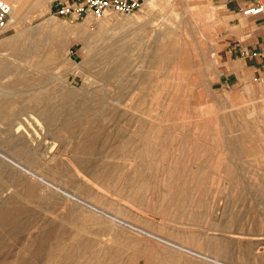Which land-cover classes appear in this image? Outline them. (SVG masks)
Here are the masks:
<instances>
[{
  "label": "rangeland",
  "instance_id": "obj_1",
  "mask_svg": "<svg viewBox=\"0 0 264 264\" xmlns=\"http://www.w3.org/2000/svg\"><path fill=\"white\" fill-rule=\"evenodd\" d=\"M156 1L154 10L146 4L130 15L87 18L91 31L102 29L103 36L87 50L81 42L67 45L53 63L47 61L52 49L26 46L29 31L38 30L45 19L64 27L87 19L57 17L51 0L42 17H28L27 10L19 13L17 25L20 21L27 28L26 36H17V25L0 33V190L7 192L0 201L6 199L4 208L15 215L0 225V264H55L59 258L56 264H264V73L239 55L236 46L248 41L242 27L252 23L240 15L238 24L222 0ZM145 24L150 31L163 33L166 27L172 33L161 40L160 102L155 97L157 82L143 83L137 74L153 72V64L147 58L142 61L141 55L155 52L157 46L146 36V44H137L135 38L143 32L122 39ZM13 38L18 43L7 45ZM186 53L187 61L182 60ZM116 56L130 58L138 69L133 72L138 89L149 87L142 108L159 116L155 125L148 114L142 129L130 121L126 103H138V94L122 93L126 97L121 104L117 86L94 82L98 70L112 67ZM75 62L81 67L74 68ZM129 75L123 80L133 78ZM66 91L76 98L69 100ZM78 100L95 103L94 136L100 139L84 137V128L77 125L63 129L60 121L57 127L47 123V106L78 109ZM4 155L132 226L68 200ZM29 221L32 228L13 230L14 224L25 227Z\"/></svg>",
  "mask_w": 264,
  "mask_h": 264
},
{
  "label": "bare ground",
  "instance_id": "obj_2",
  "mask_svg": "<svg viewBox=\"0 0 264 264\" xmlns=\"http://www.w3.org/2000/svg\"><path fill=\"white\" fill-rule=\"evenodd\" d=\"M11 4H12V14H13V16H14V18H15V20H16V24L15 25H17V19H18V15H19V13H21V12H24V11H28V13H29V16L28 17H34V18H36V17H40L41 15H43L44 13H46V12H48L49 11V9H48V7H47V5H48V3L51 1V0H8ZM148 5H149V9L150 10H154L155 8H157V6H158V3H157V1L156 0H153V1H150V2H148L147 3ZM192 10V9H191ZM27 13V12H26ZM25 14V13H24ZM177 14V13H176ZM178 15V14H177ZM179 16V15H178ZM42 17V16H41ZM91 18V17H90ZM92 20V19H91ZM19 21V20H18ZM166 21V20H165ZM164 21V22H165ZM186 21V20H185ZM89 22H90V19H87L86 20V22H84V24H80V25H78V26H73V27H64L63 25H61V24H59L58 22H56L55 20H50V19H45V20H43L40 24H39V29L38 30H35V31H29V33L27 34V36H26V32H27V28H24V26H22L21 24V22L19 21L18 22V25H17V28H18V30H17V36L18 37H20V36H26V46L27 47H29L30 49H32V50H36V49H42V51H43V49H48V48H50V49H52L53 51L52 52H50L49 54H48V56H47V61H48V63H53L54 61H57L58 60V58H59V55L63 52V50L65 49V47L67 46V45H72V44H74V43H76V42H81L82 44H83V49H89L90 47H91V45H93L92 44V42L94 41V40H97V39H99V38H101L102 36H103V31H102V29H99L98 31H96V32H93V31H91V29H90V27H89ZM167 22H168V20H167ZM166 23V22H165ZM91 24V23H90ZM164 24V23H163ZM167 24H169V23H167ZM170 25V24H169ZM162 29H164L162 32L163 33H156L155 32V30H149L148 29V27H146V24L145 25H142V26H140V27H137V28H133V30H132V32H130V33H127V34H124L123 35V37H122V39H124V40H126L127 41V39H129V37L128 36H130L131 34H133V33H141V32H143V36H138L137 38H135V41L137 42V44H139V45H143V43H145L144 42V38H145V36H146V38H148V41H151L153 44L152 45H154V47L155 46H157L156 48H155V52H153V53H146V54H144V55H141V59H142V61L145 59V58H147L152 64H153V67H154V70H153V72L152 73H147V72H145V71H139L137 74H140V76H141V79L143 80V83H145L146 82V80L147 79H152L151 81H156L157 82V84L156 85H154V87H155V90H156V92H157V95H156V93H155V97H156V99H157V101L155 100V99H153L154 101H156V102H158L159 101V98H160V93H159V90H160V87H159V84H161V82L159 83V79H161V78H159L158 79V72H159V66H158V62H159V60L163 57L162 56V54H161V49H162V46H163V41L161 42V40L162 39H166V37H167V39H169V37L170 36H167V35H171L172 33H171V31L170 30H166V27H164V28H162ZM161 32V31H160ZM167 34V35H166ZM137 36V35H136ZM135 36V37H136ZM165 37V38H164ZM134 38V37H133ZM153 38V39H152ZM188 38V37H187ZM186 38V39H187ZM121 39V40H122ZM120 40V41H121ZM189 40V39H188ZM199 40V39H198ZM146 41V40H145ZM195 41V40H194ZM16 39H11V40H9L8 42H7V45H15L16 44ZM133 42V41H132ZM199 42V44H200V41H198ZM197 42V43H198ZM5 43H6V41H5ZM18 43V42H17ZM20 43H22L23 44V42H20ZM147 43V42H146ZM145 43V44H146ZM195 43V42H194ZM144 44V46L143 47H145L146 45ZM196 44V43H195ZM196 46V45H195ZM199 46H201V44L199 45ZM110 47V46H109ZM194 47V46H193ZM139 48H140V46H139ZM177 48V47H176ZM200 49H202L203 50V47L201 46V47H199ZM104 49H106V48H104ZM103 49V50H104ZM147 49V48H146ZM182 49H183V47H182ZM141 50V49H140ZM153 50V49H152ZM152 50L150 51V52H152ZM37 51V50H36ZM105 51V50H104ZM142 51H144V50H142ZM101 52H103V51H101ZM183 52V51H182ZM34 53V52H33ZM44 53H45V51H44ZM112 53V52H111ZM40 54V53H39ZM115 54V53H114ZM136 54H137V52H136ZM187 55L186 56H184V54H182L184 57L182 58V60H185V61H187V59H188V55H189V53H186ZM96 55V54H95ZM193 55V54H192ZM205 54L203 53V56H204ZM42 56V55H41ZM95 57V56H94ZM94 57L92 56V58L94 59ZM111 57V56H110ZM182 57V56H181ZM98 59V58H97ZM115 59V58H114ZM133 59V58H132ZM137 60V59H136ZM178 60V59H177ZM205 60H206V58H205ZM88 61V60H87ZM99 61V60H98ZM164 61V60H163ZM202 61V60H201ZM108 62H110V58L108 59ZM133 62H135V61H133ZM106 63H107V60H106ZM182 63V62H181ZM205 63V62H204ZM72 64V63H71ZM163 64H164V62H163ZM183 64V63H182ZM37 65H40V64H37ZM82 65V64H81ZM136 65H138V64H136ZM168 65V64H167ZM187 65V64H186ZM73 66H74V68H78L79 67V65H78V63H76L75 62V64H73ZM164 66V65H163ZM169 66V65H168ZM183 66L184 67H186L184 64H183ZM81 67V66H80ZM79 67V68H80ZM173 67V66H172ZM194 67H196L195 65H194ZM169 68V67H168ZM171 68V67H170ZM187 68H188V66H187ZM186 68V69H187ZM6 69V68H5ZM135 67L133 68V66H132V61H131V59L130 58H128V57H122V56H116V59H115V61H114V64H113V66L112 67H110V68H108V69H101V70H98V76L96 77V79H95V83L96 84H98L99 85V82H102V84L103 85H115V86H117V88L119 89V92H118V94L119 93H123V94H125V92H130V94H135L134 95V97L135 96H137L136 94H138L139 95V99H138V103H134V102H132L131 100H129L127 103H126V105L128 106V110H129V112H130V114H131V116H130V118H131V120L130 121H134V122H136L139 126H140V128L142 129V125H143V123H144V119H145V117L147 116V112H145V108L143 107L142 108V105H143V103L145 102V100H146V94H144V91L145 90H148L149 89V87L147 86H144L143 87V89H140V87H139V89H138V87L136 86V82H135V78H134V76H136L134 73H135V70L136 71H138V69H135ZM173 69V68H172ZM185 69V70H186ZM189 69V68H188ZM187 69V70H188ZM194 69H196V68H194ZM11 70V69H10ZM76 71V70H75ZM192 71V70H191ZM196 71H197V69H196ZM4 72V71H3ZM134 72V73H133ZM162 72V71H161ZM173 72V71H172ZM189 72H190V70H189ZM195 72V71H194ZM201 72V71H200ZM5 73H7V72H5ZM125 73H129L130 75L129 76H131L132 75V77L133 78H130V79H127V80H123V75L125 74ZM170 72H168V74H169ZM186 73H188V72H186ZM199 73V72H198ZM161 74H163V73H161ZM171 74V73H170ZM193 74V73H192ZM172 75V74H171ZM170 75V76H171ZM191 75V74H190ZM164 76H166V73H165V75ZM185 76H187V74L185 75ZM160 77V76H159ZM182 78H183V75H182ZM186 78V77H185ZM59 79V78H58ZM164 79V78H163ZM122 80H123V82H122ZM167 80H169V79H167ZM170 80H171V78H170ZM174 81V80H173ZM53 82V81H52ZM174 83V82H173ZM173 83H171V84H173ZM91 86H92V82H90L89 83ZM53 85V84H52ZM175 85V84H174ZM33 86V85H32ZM94 86V85H93ZM163 86H164V84H163ZM169 86H170V84H169ZM172 87H173V85H172ZM89 88V87H88ZM21 89V88H20ZM162 89V88H161ZM164 90H165V88H163ZM173 89V88H172ZM36 90V89H35ZM138 90H140V92L138 91ZM24 91V90H23ZM32 91V90H31ZM33 92V91H32ZM49 92V91H48ZM53 92V91H52ZM66 92H69V91H66ZM112 92V91H111ZM145 92H147V91H145ZM177 92V91H176ZM50 93V92H49ZM54 93V92H53ZM58 93H60V92H58ZM57 93V94H58ZM64 93V92H63ZM117 93V92H116ZM172 93V92H171ZM24 94V93H23ZM34 94H37V91H34ZM67 94V93H66ZM77 94V93H76ZM122 94V95H123ZM128 94V93H127ZM169 94H170V92H169ZM80 95V94H79ZM17 96V95H16ZM53 96H55V95H53ZM57 96V95H56ZM59 96V95H58ZM64 96V95H63ZM67 96H69L70 97V99L69 100H71V98L73 99H75L76 97H75V93L74 92H69L68 94H67ZM126 97V95H123L122 97H121V95L120 96H118V98H117V101H119V103H121L122 102V100L121 99H123V97ZM170 96V95H169ZM172 96V95H171ZM89 97V96H88ZM154 97V98H155ZM66 98V97H65ZM68 98V97H67ZM131 98V97H130ZM48 99V98H47ZM51 99V98H50ZM125 99V98H124ZM162 99V98H161ZM166 99V98H165ZM172 99V98H171ZM49 100V99H48ZM57 100V99H56ZM127 100V99H126ZM163 100V99H162ZM167 100H168V98H167ZM52 100H50V102H51ZM79 101V100H78ZM97 101V100H96ZM99 101V100H98ZM116 101V100H115ZM161 101V100H160ZM159 101V102H160ZM165 101V100H164ZM48 102V101H47ZM49 102V103H50ZM76 102V101H75ZM74 102V103H75ZM80 102V101H79ZM105 102V101H104ZM124 102V101H123ZM122 102V103H123ZM53 103V102H52ZM69 103L71 104V102L69 101ZM74 103H72V104H74ZM109 103V102H108ZM121 103V104H122ZM165 103V102H164ZM167 103H168V101H167ZM56 104V103H55ZM65 104V103H64ZM64 104H61L62 105V107H65L64 106ZM70 104H67V105H70ZM94 102L93 101H90V100H84L83 102H80V104H79V106L77 107L78 109H72V108H70L69 106L68 107H66L65 109H62V110H58V109H56V108H54V107H51L52 105H49V106H47L46 104H44V105H46L47 107H48V109L47 108H45L44 110V115L46 116V120H47V123L49 124V125H55V123L57 124H59V121H60V124H61V126H62V128L63 129H70L73 125H77L76 127H79V128H84L83 130L86 132V133H84V137H89V139H90V137L91 138H93V137H98L97 135L96 136H94L95 135V133L94 132H96L95 131V125H96V123H97V121H98V115H97V112H96V110H95V106H94ZM175 104H176V102H175ZM43 105V106H44ZM53 105H54V103H53ZM60 105V104H59ZM58 105V106H59ZM77 105H78V103H77ZM147 105V104H146ZM161 105H162V102H161ZM169 105H171V104H169ZM45 106V107H46ZM145 106V105H144ZM160 106V105H159ZM116 107V106H115ZM123 107V106H122ZM166 107V106H165ZM164 107V108H165ZM172 107H173V104H172ZM59 108V107H58ZM120 108H121V106H120ZM177 108V107H176ZM163 109V108H162ZM168 109H169V107H168ZM171 109V108H170ZM41 110H42V108H41ZM127 110V109H126ZM40 111V110H39ZM106 111V110H105ZM124 111H125V109H124ZM152 111V110H151ZM169 111V110H168ZM107 112H108V110H107ZM123 112V111H122ZM164 112V111H163ZM170 112V111H169ZM8 113H10V112H8ZM103 113V112H102ZM172 113V112H171ZM12 114V113H11ZM129 115V114H128ZM107 116V115H106ZM118 116V115H117ZM148 116H152L151 117V120L153 121V124L155 125V122H157V118L159 117V116H153V115H151V114H148ZM161 116V115H160ZM112 117H113V114H112ZM125 117V116H124ZM162 117H164V116H162ZM34 118V117H33ZM170 118V117H169ZM4 119V118H3ZM35 119H37L36 117H35ZM115 119V118H114ZM121 119V118H120ZM127 119V118H126ZM44 121H45V118L43 119ZM112 120V119H111ZM117 120H119V119H117ZM39 121V120H38ZM110 121V120H109ZM120 121V120H119ZM119 121H116V122H119ZM152 121H151V124H152ZM102 122V121H101ZM159 122V121H158ZM98 124V123H97ZM127 124V123H126ZM163 124V123H162ZM107 125V124H106ZM105 125V126H106ZM116 125H118L117 123H116ZM128 125V124H127ZM133 125V124H132ZM108 126V125H107ZM111 126V125H110ZM122 126V125H121ZM54 127H57L56 125L54 126ZM97 127V126H96ZM109 127V126H108ZM113 127V126H112ZM115 127V126H114ZM157 127V126H156ZM26 128V127H25ZM86 128H88L87 130H86ZM101 128V127H100ZM119 128V127H118ZM122 128V127H121ZM124 128V127H123ZM106 129V128H105ZM108 129V128H107ZM117 129V128H116ZM115 129V130H116ZM130 129V128H129ZM131 129H132V127H131ZM137 129V128H136ZM159 129V128H158ZM51 130H52V128H51ZM82 130V131H83ZM119 130V129H118ZM28 131H29V129H28ZM48 131V134L49 133H51V131L49 132V130H47ZM83 131V132H84ZM103 131V130H102ZM122 131V130H121ZM144 131V130H143ZM18 132V131H17ZM104 132H105V130H104ZM114 132H116V131H114ZM125 132V131H124ZM123 132V133H124ZM134 132V131H133ZM28 133V132H27ZM55 133V132H54ZM58 133V132H57ZM82 133V132H81ZM107 133V132H106ZM141 133V132H140ZM74 134V133H73ZM142 134V133H141ZM146 134V133H145ZM162 134H163V132H162ZM55 135V134H54ZM102 135V134H101ZM113 135V134H112ZM115 135H116V133H115ZM119 135H120V133H119ZM122 135V134H121ZM156 135V134H155ZM105 136V135H104ZM106 136H109V135H106ZM123 136V135H122ZM159 136V135H158ZM37 137V136H36ZM112 137V136H111ZM120 137V136H119ZM126 137H127V135H126ZM160 137V136H159ZM99 138V137H98ZM161 139H162V137H160ZM168 138V137H167ZM197 138V137H196ZM195 138V139H196ZM28 139V138H27ZM97 139V138H96ZM100 139V138H99ZM130 139V138H129ZM148 139V138H147ZM154 139V138H153ZM30 140V139H29ZM32 140L33 141H36L34 138H32ZM101 140H104V139H101ZM122 140H124V139H122ZM140 140V139H139ZM152 140V139H151ZM160 140V139H159ZM169 140V139H168ZM47 141H49V140H47ZM112 141H114V140H112ZM116 141V140H115ZM130 141V140H129ZM161 142V141H160ZM154 143V142H153ZM156 143V142H155ZM180 143V142H179ZM156 144H158V142L156 143ZM160 144V143H159ZM146 145V144H145ZM162 145V144H161ZM172 145V144H171ZM152 146H153V144H152ZM164 146V145H163ZM26 152V151H25ZM27 153V152H26ZM144 153V152H143ZM143 153H142V155H143ZM147 154V152L146 153H144V155L143 156H145ZM46 155V154H45ZM150 156V155H149ZM4 157L5 158H7L16 168H19V169H21L26 175H28V176H31V177H33L34 179H36L38 182H40V183H43V184H45L48 188H50V189H53L54 191H56V192H58V193H61L62 195H64L66 198H68V200H71V201H73V202H75V203H77V204H81V205H83V206H85V207H87V209L89 208V210H91L92 212H94V213H97V214H99V215H102V216H105V217H107L108 219H111L112 221H115V222H117L118 224H121V225H127V226H132V225H129L128 223H126L125 222V220H123V219H121L120 217H118L117 215H113V214H111V213H109L108 211H106V210H103L102 208H100L99 206H97V205H95V204H92V203H90V202H88V201H86V200H84V199H82V198H80V197H78V195H75V194H73V193H71V192H69V191H67V190H65L64 188H62V187H60L58 184H55L54 182H52V181H50V180H48L47 178H45L43 175H40L39 173H37V172H34L33 170H31V169H29V168H27V167H25V166H23L22 164H21V162H18V161H16L15 159H12V158H10V157H7V156H5L4 155ZM146 157V156H145ZM32 164V163H31ZM177 166V165H176ZM171 167V166H170ZM151 169H152V166H151ZM179 170V169H178ZM172 172V171H171ZM186 172V171H185ZM198 173H200V172H198ZM190 174V173H189ZM177 175H178V173H177ZM185 176V175H184ZM191 176V175H190ZM185 178V177H184ZM189 178V177H188ZM35 180V181H36ZM178 180H179V178H178ZM186 180V179H185ZM36 181V182H37ZM184 180H182V182H183ZM190 183V182H189ZM179 184H181V183H179ZM182 184H184V183H182ZM2 185H3V183H2ZM8 185V184H7ZM11 185V184H10ZM9 185V186H10ZM194 185V184H193ZM4 186H6V184L4 185ZM3 186V187H4ZM179 186V185H178ZM182 186V185H181ZM188 186H189V184H188ZM2 187V188H3ZM8 187V186H7ZM187 187V186H186ZM192 187V186H191ZM195 187V186H194ZM193 187V188H194ZM6 188V187H5ZM10 188V187H9ZM184 189V188H183ZM192 190V189H191ZM7 191H8V188H7ZM33 191H35V190H33ZM0 197L2 196V195H4V193H7L6 192V190L5 191H3V189H1L0 190ZM28 193V192H27ZM200 194V193H199ZM198 194V195H199ZM13 195V194H12ZM201 196V195H200ZM193 197V196H192ZM30 198V197H29ZM198 198V197H197ZM192 200V199H191ZM194 200V199H193ZM7 200L6 199H3V200H1L0 201V225L1 226H5L6 224L3 222L4 220H6L9 216H15V215H11L10 213H8V211L4 208L5 206H8V204H7ZM195 202V201H194ZM9 203H10V201H9ZM11 204V203H10ZM64 207H65V205H64ZM223 207V206H222ZM5 211H7L6 213H5ZM31 215V214H30ZM33 216V215H32ZM28 217H30V216H28ZM34 217V216H33ZM14 219H16L17 217H13ZM32 218V217H31ZM31 218H29V219H31ZM9 219V218H8ZM35 219V218H34ZM33 221V220H32ZM32 221H29V223H27V224H25V227L24 226H22V225H20V224H22V223H20V224H14V227H13V230H15V229H20V228H23V230H26L27 228H30L32 225H33V222ZM16 222V221H15ZM24 225V224H23ZM31 225V226H30ZM35 225V224H34ZM9 228V227H8ZM32 228V227H31ZM135 229V228H134ZM49 233V232H48ZM48 233H46V234H48ZM30 234V233H29ZM146 234H147V232H146ZM150 236H152V234L150 235ZM156 237V236H155ZM24 238V237H23ZM60 238V237H59ZM153 238H154V236H153ZM157 239H158V237H157ZM160 239V238H159ZM161 240V239H160ZM62 241V240H61ZM92 241V240H91ZM162 242H164V243H166V244H168V245H170V246H172V247H175V248H177V249H180V250H182V251H186V252H190V253H192V251H188V249H185L184 247H180L179 245H174V244H172V243H170V242H167V241H163V240H161ZM58 243V242H57ZM72 243V242H71ZM70 243V244H71ZM78 243V242H77ZM93 243V242H92ZM96 243V242H95ZM100 243V242H99ZM60 244H62V242H60ZM29 245V244H28ZM63 245H64V243H63ZM73 245V244H72ZM90 245H92V244H90ZM42 246H44L43 244H42ZM41 246V247H42ZM74 246V245H73ZM76 246V248H77V245H75ZM85 246V245H84ZM82 247V248H86V246L85 247ZM93 246V248H94V245H92ZM95 246H98V244L96 245L95 244ZM18 247V246H17ZM54 247V246H53ZM52 247V248H53ZM44 248V247H43ZM51 248V247H50ZM49 248V249H50ZM51 248V249H52ZM79 248V247H78ZM92 248V249H93ZM55 249H56V247H55ZM63 249H65V248H63ZM89 249V248H88ZM87 249V250H88ZM98 249H99V246H98V248L97 249H95V250H97L98 251ZM103 249H104V247H103ZM47 250V249H46ZM54 249H52V251H53ZM78 250V249H77ZM82 250V249H81ZM61 251V250H60ZM79 251V250H78ZM84 251H86V249L85 250H83V252L82 253H84ZM90 251L92 252V250H91V248H90ZM89 251V252H90ZM57 252V251H56ZM62 252V251H61ZM80 252V251H79ZM90 252V253H91ZM42 253V252H41ZM53 253H55V252H53ZM57 253H60L59 251L57 252ZM57 253H56V258H57ZM81 253V254H82ZM86 253H88V252H86ZM85 253V254H86ZM99 253V252H98ZM101 253H102V251H101ZM51 254V253H50ZM62 254H63V252H62ZM92 254V253H91ZM97 254V253H96ZM109 254V253H108ZM60 255V254H59ZM70 255V254H69ZM79 255H80V253H79ZM102 255V254H101ZM110 255V254H109ZM198 255V254H197ZM54 256V255H53ZM62 256H65V255H62ZM61 256V258L62 259H65V258H63ZM94 256V257H93ZM92 257L95 259H97V257L95 256V254L93 255ZM106 256V255H105ZM68 257V256H67ZM70 257H71V255H70ZM69 257V258H70ZM102 257V256H101ZM109 257V256H108ZM200 257H202V256H200ZM48 258V257H47ZM69 258H66V259H68V261H69ZM80 258V257H79ZM81 258H83L82 256H81ZM86 258V257H85ZM92 258V259H93ZM107 258V257H106ZM204 260L205 259H208V257H204L203 258ZM49 260V259H48ZM56 260V259H55ZM59 260H61L60 258H59ZM59 260H57V262L59 261ZM73 260V259H72ZM71 260V261H72ZM100 260V259H99ZM102 260V259H101ZM211 260V259H210ZM209 260V261H210ZM66 261V260H65ZM96 261V260H95ZM51 262V261H50ZM57 262H55V264L57 263ZM60 262V261H59ZM100 262V261H99ZM102 262H104V260L102 261ZM108 262V261H107ZM45 263H47V262H45ZM52 263V262H51ZM90 263V262H89ZM97 263H98V261H97ZM112 263V262H111ZM217 263H218V261H217ZM220 263V262H219ZM52 264H54V263H52ZM60 264V263H59ZM71 264H72V262H71ZM95 264V263H94ZM106 264V263H105ZM112 264H114V263H112ZM216 264V263H215Z\"/></svg>",
  "mask_w": 264,
  "mask_h": 264
},
{
  "label": "built area",
  "instance_id": "obj_3",
  "mask_svg": "<svg viewBox=\"0 0 264 264\" xmlns=\"http://www.w3.org/2000/svg\"><path fill=\"white\" fill-rule=\"evenodd\" d=\"M150 1L153 0H53L51 8L57 17L75 22L89 17L103 19L111 14L130 15ZM238 12L247 17L264 15V0H252L248 6H239ZM15 24L12 4L0 0V33L11 30Z\"/></svg>",
  "mask_w": 264,
  "mask_h": 264
},
{
  "label": "crops",
  "instance_id": "obj_4",
  "mask_svg": "<svg viewBox=\"0 0 264 264\" xmlns=\"http://www.w3.org/2000/svg\"><path fill=\"white\" fill-rule=\"evenodd\" d=\"M224 6L229 14L235 16L238 24H241L239 6H248L252 0H222ZM243 16V15H242ZM244 19L249 20L252 25L249 28L242 27V32L247 40L241 41L237 44L238 54L248 59L251 66L256 71L264 73V15L257 17L243 16ZM239 35V34H238Z\"/></svg>",
  "mask_w": 264,
  "mask_h": 264
}]
</instances>
